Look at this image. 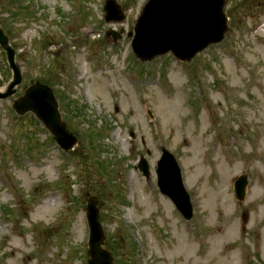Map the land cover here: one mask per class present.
I'll return each instance as SVG.
<instances>
[{"label": "rangeland", "instance_id": "rangeland-1", "mask_svg": "<svg viewBox=\"0 0 264 264\" xmlns=\"http://www.w3.org/2000/svg\"><path fill=\"white\" fill-rule=\"evenodd\" d=\"M105 1L0 0L23 74L0 101V264H87L89 196L115 264H264V0H228L224 42L190 64L171 55L140 64L127 35L148 0H116L123 24L104 22ZM110 29L121 42L106 38ZM12 75L0 48V93ZM36 81L52 87L78 139L68 154L32 113L12 108ZM162 147L182 169L190 222L158 189ZM176 248H188V263L169 258Z\"/></svg>", "mask_w": 264, "mask_h": 264}, {"label": "water", "instance_id": "water-1", "mask_svg": "<svg viewBox=\"0 0 264 264\" xmlns=\"http://www.w3.org/2000/svg\"><path fill=\"white\" fill-rule=\"evenodd\" d=\"M226 0H150L144 7L135 28L133 51L142 62H150L159 56L172 53L181 61H192L198 54L211 45L220 44L228 32V20L224 13ZM107 23L124 22L121 7L114 0L106 2ZM114 42L121 36L109 32ZM132 37V33L129 35ZM0 47L6 52L13 77L7 89L0 93V101L16 94L23 82L22 66L16 62V52L9 38L1 29ZM14 111L24 116L33 113L54 136L56 143L66 152L77 144V139L62 122L54 92L39 82L25 90L24 96L13 103ZM139 169L148 178L149 166L144 158ZM158 186L162 194L168 196L177 206L184 218H193V208L181 176V170L172 154L162 149V158L158 162ZM248 179L240 177L235 183L236 197L244 201ZM87 220L90 227L88 264H113L111 254L103 249L105 235L99 222V210L94 197L87 200Z\"/></svg>", "mask_w": 264, "mask_h": 264}, {"label": "bare ground", "instance_id": "bare-ground-1", "mask_svg": "<svg viewBox=\"0 0 264 264\" xmlns=\"http://www.w3.org/2000/svg\"><path fill=\"white\" fill-rule=\"evenodd\" d=\"M131 181H132V180H131V178H130L129 182L131 183ZM145 201H146V200H145ZM187 249H188V248H187ZM187 249L180 251L178 248H176L175 251H174V250L171 251V255L169 256V258H174V256H176V255H175V252H176V253L179 252L178 255H177L178 258H179V259H183V260H185L186 263H188V260L190 259V256H189V254L187 253ZM185 254H187L186 257H185ZM166 259H167V258H166ZM166 259L162 261V264H166V263H167V260H166Z\"/></svg>", "mask_w": 264, "mask_h": 264}]
</instances>
